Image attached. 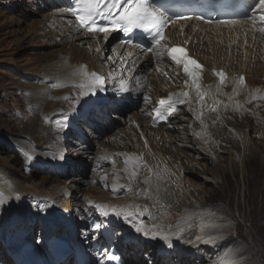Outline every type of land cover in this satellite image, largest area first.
<instances>
[{"label":"bare ground","instance_id":"1","mask_svg":"<svg viewBox=\"0 0 264 264\" xmlns=\"http://www.w3.org/2000/svg\"><path fill=\"white\" fill-rule=\"evenodd\" d=\"M24 1L21 0V3ZM9 6L11 10L19 12L25 20H30L34 14L50 12L48 18L46 15V20L36 25L40 24L38 27L25 31L24 39L40 37L51 45H57L56 49L61 53L52 61L49 59L47 63L41 64L28 61L18 66L12 58L6 61L15 72L16 76H12L15 83L26 85L28 90L26 101L35 106L33 118L27 125L30 126L27 136L38 146L47 144L51 146L53 140L57 144L52 148L57 147V151L44 154L34 150L31 142L20 141L22 145L19 143L18 145L21 146V156L24 159L28 158L30 153L25 154L26 147L33 153L37 151L35 155L47 162L65 160L67 163L68 158L61 150L63 146L61 139L62 136L64 140H67L69 135L76 136L71 134V131L75 129L79 120L83 124H89L90 128L85 129L86 132L79 130L78 137L89 140L90 143L82 142V147L86 149L80 157L81 161L73 162L69 159L71 169L63 175L64 180L45 175L46 177L36 183L31 175L24 176L22 170L15 169L11 164L5 175H11L8 178H17L16 186L10 193L11 196L14 195L12 200L16 205L5 207V213L17 210L14 216L19 220L17 216L21 214L19 203L21 200V205L26 209L25 214L30 213L38 217L40 211L49 209L59 216L55 219L56 222L71 220V224L75 225V230L78 231L84 226H81L78 218L70 219V214L67 213L73 210L82 218L81 213L87 206L99 203L102 206L100 207L102 214L107 211L108 215L112 216L113 212L123 210L127 223L134 225L135 220H129L127 213L132 212L141 202H145L147 207L150 206L152 200L144 201L145 196L139 197L136 177L143 174L150 183L170 191L173 188V178H181L184 174L176 167V164L178 167L181 165L182 160L179 159L176 163L173 160L174 156H171L172 153L170 155L164 149L174 145L184 144L199 154V157H204L209 153L215 155L211 148L225 142L230 147L231 154L227 161L222 160L226 165V169H222L224 174L236 172L237 166L241 167L243 176L247 177L249 164L253 158L264 165V36L251 21L207 23L186 20L175 23L169 29L167 43L176 47H187V50L205 66L198 83L201 92L206 95L204 100L200 101L191 81L179 71L172 69L165 55H159V52L164 51L163 45L150 54L121 45L114 33H109L106 38L104 35H89L72 19L66 0H30L21 7ZM97 48L100 50L97 51ZM43 55L44 53L40 56ZM219 71L226 74L223 85L216 75ZM24 73L28 80L24 79ZM93 74L102 77L103 83L95 87L94 92H90L87 85L93 80ZM241 76L245 78L244 84L239 83ZM121 80L129 88L128 93L121 94L117 91ZM81 84L85 86L79 87ZM170 90L187 92L186 105L183 111L174 114L168 125L154 129L151 120L147 118V111L153 105L151 101L160 100ZM129 100L133 102L134 108L129 107ZM114 112L119 113L117 116L113 115L119 121L111 123L109 117ZM252 128L257 129L253 137ZM110 135H113L111 139L108 138ZM132 144H139L138 148L127 149ZM94 163L109 169V174L101 175L103 172L99 171ZM79 164L82 169L76 167ZM93 167L98 171V176L91 171ZM71 172L75 174H70ZM58 173L62 175L61 172ZM152 187L150 189H153ZM29 202L38 204L37 213L28 211L26 206L27 203L30 204ZM14 216L6 214L0 222L2 261L8 259L6 247L14 249L25 245L27 241L23 237L25 234L31 235L34 231L33 226L31 228L27 225L14 226L16 221L13 225L14 230L7 231V221L14 220ZM99 216L102 219L106 218L103 215ZM115 218L117 219L115 222L123 227L119 215L116 214ZM26 221L23 220V223ZM213 221H216L213 216L206 215L204 223L196 228L200 235L192 243L202 244L207 240L214 242L213 237L206 235L209 229H205L207 224ZM22 229L25 230V234L19 233ZM192 231L190 221L174 228L168 234L176 237L180 235L183 238ZM86 232L90 234L89 231ZM144 232L147 233V237L153 238L152 231L148 230L136 231L135 234L139 237L145 235ZM125 234L123 232L120 237H128ZM77 236L80 237L79 234ZM82 238H75L73 245L78 249L86 248V242ZM165 239L167 237H160L156 241ZM132 247L135 253L123 246L125 257L127 255L126 264H148L145 261L149 256L148 249L141 252L138 247L134 245ZM14 255L16 256V252ZM153 258L157 259L155 264H173L175 260L165 259L162 262L154 254ZM90 260L93 262L92 258ZM66 264H74V261Z\"/></svg>","mask_w":264,"mask_h":264},{"label":"rangeland","instance_id":"2","mask_svg":"<svg viewBox=\"0 0 264 264\" xmlns=\"http://www.w3.org/2000/svg\"><path fill=\"white\" fill-rule=\"evenodd\" d=\"M28 1L30 0H25L21 3V0H0V162H3L2 165L0 163V197L1 194L11 198L14 197L10 193L13 192L16 186L17 178H8L11 175H5V172L9 171L11 164L15 169L22 170L24 176L31 175L36 183L47 175L55 179L64 180L63 175L66 174L62 173L60 175L58 171H52L49 165L44 164L46 160L35 155L37 151L34 152V155L42 162L40 164L33 162L28 164L30 169L28 174L24 172L27 165L24 160L27 163L29 159L23 160V157L21 159V146L18 145V143L22 145L20 141L31 142L34 147L32 148L39 150L40 153L51 154L53 151H57V147L52 149L55 145L57 146L54 140L51 142V146H48L49 144L38 146L27 136V131L30 129V126L27 125L33 118L35 106L26 101L28 92L26 85H17L15 83L12 78L15 72L11 70L10 64L6 62L8 58H12L15 61V65L18 66L28 63V61L41 64L47 63L49 59L52 61L56 55L59 56L61 54L57 50V45H51L45 39L40 37L36 39L35 36L34 38H29V40L24 39L26 30L29 28L34 30L40 24L36 25L46 20L48 14H50V12L34 14L33 18L25 20L19 15V12L16 13V11L10 9L11 6L9 5L21 7L26 5ZM43 53L44 55L40 56ZM92 54L95 55V53ZM23 77L28 80L25 73ZM133 105L129 103V107L134 108ZM117 114L119 113L114 112L109 117L111 123L119 121L118 118L113 117V115L117 116ZM81 127L86 132L85 129L90 128V125L83 124L79 120L71 134L76 135L77 130L81 129ZM251 130V137H253L257 129L252 128ZM109 137L111 139L113 135ZM86 138H88L87 135ZM230 139L232 140L233 138L230 137ZM61 140L63 141L61 143L63 145L61 146L62 153L68 159H72L73 162L81 161L80 157L83 156L82 153H84L86 147H82V143L77 141V137L74 138V136L69 135L67 140H64L62 136ZM85 141H87V144L90 143L89 140ZM138 145L132 144L127 149L132 148L135 150ZM24 148L28 152L33 153L31 149ZM229 148L225 142L217 147L214 145L211 149L215 151V155L212 156L209 153L204 155V157L201 155L199 157V154L197 155L190 147L184 146V144H181V146L174 145L167 149L164 148L170 155L172 153L171 156H174V159L173 157L171 158L175 162L179 159L182 160L181 165L178 167V164H176V167L179 172L182 170L184 174L181 178H173V188L170 191L150 183L145 175L139 174L136 177L139 197L145 196L144 201L150 199L154 201L151 200L149 208L145 202H141L136 205L132 213L134 215L143 213L141 217H144L145 212H150L152 217L147 222L145 220L146 217L140 219L144 220L140 222L134 215L128 217V219L135 220L136 224L134 225L136 227L152 231L151 235L154 241L160 237H167L165 241H161L170 243L176 236H170L168 233L190 221L193 231L188 232L187 236L183 238L194 242L195 238L200 235L196 228L201 223H204L203 220L206 215L213 216L216 221L206 223L208 228L206 227L205 229H209L206 235L215 239L212 242L214 247L207 249L209 250L208 259L201 258L197 264H221V261H224L223 264H264V165L258 159L253 158L249 164L247 177L243 176L241 167L238 168L237 166L236 172L231 171L224 174L223 170L226 169V165L222 160L227 161L230 157L231 150ZM60 163H64V160ZM66 164L71 169V161L68 160ZM80 165H76V167L78 166V168L82 169L83 167H80ZM94 166H97L98 170L103 172L101 175L109 174V169H105L102 166L99 167L95 163ZM91 171H94L95 175L98 176L99 173L94 167ZM153 184L154 187H152ZM150 187L153 189H150ZM19 202L21 205V200ZM3 203L5 202L3 201ZM2 205L4 206L5 204ZM37 205L35 208L34 204L27 203L26 207L29 212L37 213ZM11 206L12 204H9L6 208ZM23 206L21 205L25 209ZM70 212L75 213L73 210H70ZM4 213L5 210L0 215H4ZM178 237L180 238V235ZM130 249L131 252L134 251L133 247Z\"/></svg>","mask_w":264,"mask_h":264},{"label":"snow or ice","instance_id":"3","mask_svg":"<svg viewBox=\"0 0 264 264\" xmlns=\"http://www.w3.org/2000/svg\"><path fill=\"white\" fill-rule=\"evenodd\" d=\"M78 3H82L83 7L76 12V20L79 23L80 29L88 33H102L106 38L112 31L119 30L125 34H130L133 29H143L151 34L152 46L147 48V51H153L157 45H161V42L165 38L163 28L167 24V20L162 13H158L154 6L149 4V0H112L111 7H109L108 4L101 6L99 0H96V2H93V0H78ZM253 8H258L262 13H264V0H257V4L254 5ZM114 10L118 11L114 12ZM80 12H83V15H81ZM105 12H107V16L105 18L108 19L110 23L99 24L95 17L97 15L104 17ZM253 15L255 16V12H253ZM182 18L186 20L191 19V17ZM197 19H202V17H197ZM260 20L264 23V15H261ZM225 23H227V21ZM259 30L264 32V26H262ZM125 42L130 45L133 44L131 38ZM135 46L142 47V45L139 44ZM96 50L99 51L100 49L97 48ZM178 53H185V49L182 47H169L166 51L159 52V55H167L177 66H182L183 72L191 78V84L196 89V96L200 101H203L206 93L201 92L200 84L198 83L200 80L198 73L202 69V65L199 64L197 60L190 59L186 54L182 56L178 55ZM216 75L219 77L220 84L223 85L225 83L226 74L223 71H219ZM244 82L245 78L241 76L239 78V83L244 84ZM102 83L103 78L93 74V80L88 83L87 87L90 92H94L95 87L101 85ZM185 83L187 84L188 81H185ZM84 86L85 85L83 84L79 85V87ZM117 91L121 94L129 92V88L125 86V82L123 80H121L120 87ZM180 95L182 97H187L188 93L183 92ZM119 102L122 101H118V103ZM183 102V99L180 100V103ZM158 103L160 107L155 109V115L158 118L167 119L171 112L174 111V102H172L169 97L168 99L159 100ZM132 175H136V173H132ZM103 214L107 216L109 213L105 211ZM119 214L120 213H117V215ZM127 215L130 217L134 214L129 212ZM140 215H143V213H140ZM96 227L99 228L100 225H96ZM136 231L141 232L142 229L137 227ZM143 234L146 235L147 233L144 232Z\"/></svg>","mask_w":264,"mask_h":264}]
</instances>
